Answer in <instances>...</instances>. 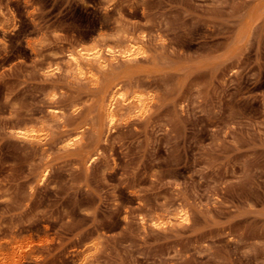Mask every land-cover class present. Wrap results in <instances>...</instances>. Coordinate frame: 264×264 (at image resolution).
Masks as SVG:
<instances>
[{
	"label": "rangeland",
	"instance_id": "1",
	"mask_svg": "<svg viewBox=\"0 0 264 264\" xmlns=\"http://www.w3.org/2000/svg\"><path fill=\"white\" fill-rule=\"evenodd\" d=\"M0 264H264V0H0Z\"/></svg>",
	"mask_w": 264,
	"mask_h": 264
},
{
	"label": "bare ground",
	"instance_id": "2",
	"mask_svg": "<svg viewBox=\"0 0 264 264\" xmlns=\"http://www.w3.org/2000/svg\"><path fill=\"white\" fill-rule=\"evenodd\" d=\"M143 48L140 40H134L132 38L126 40V44L121 51L110 46L105 41L97 42L91 50L76 48L68 52L66 62L77 76L85 77L93 81L96 80L94 66L99 69H104L107 67L108 61L115 60L117 55L125 57L130 62L139 54L143 53ZM121 106L134 107L135 110L144 111L148 107V99H145L144 95L140 93H136L131 98H127L125 92L119 85L112 86L105 97L104 104V117L109 126H113L118 122L119 107ZM17 135L24 139H39L41 141L45 139L43 132L34 128L28 131L18 130ZM80 141L81 137L79 133H75L74 135L69 134L64 140V146L67 148L74 147ZM89 158L91 159V156ZM47 176L48 170L45 168L40 176V182H44ZM177 217L183 222L189 220L188 212L185 209H179ZM161 223H163V220L160 219L154 222L155 225H160Z\"/></svg>",
	"mask_w": 264,
	"mask_h": 264
}]
</instances>
